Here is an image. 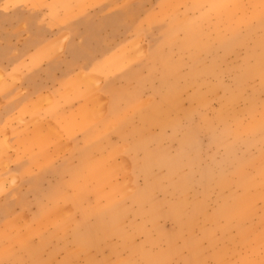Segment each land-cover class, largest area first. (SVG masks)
<instances>
[{
	"label": "rangeland",
	"instance_id": "1",
	"mask_svg": "<svg viewBox=\"0 0 264 264\" xmlns=\"http://www.w3.org/2000/svg\"><path fill=\"white\" fill-rule=\"evenodd\" d=\"M6 45L0 264H264V0H0Z\"/></svg>",
	"mask_w": 264,
	"mask_h": 264
},
{
	"label": "crops",
	"instance_id": "2",
	"mask_svg": "<svg viewBox=\"0 0 264 264\" xmlns=\"http://www.w3.org/2000/svg\"><path fill=\"white\" fill-rule=\"evenodd\" d=\"M36 37V36H35ZM31 38L29 41H28V43H27V45L28 46H32L33 48H34V53L37 51V50H39L40 49V51L41 52H43V51H47V52H45V54H52V52L53 51H55V46H58L59 45V43H60V41H61V39H62V37L61 38H59L56 42H54V43H52L51 45H52V52H51V50H49V48H46V49H42V47H43V45H44V43H35V41H44V39L42 38V36L40 37V38ZM45 42V41H44ZM13 50V48L10 46V45H6L5 47H1L0 46V58H5V57H7L9 54H10V52ZM57 51H58V48H57ZM9 58H11V57H9ZM0 62H1V60H0ZM1 64V63H0ZM54 64V63H53ZM0 71L2 72H5L6 73V71L4 70V69H2V68H0ZM13 74H19V73H16V72H11V73H7V75H8V77H9V75H13ZM20 75V74H19ZM27 78V80H30V78L28 77V76H26ZM64 84L66 83V79H64ZM6 84V83H5ZM52 103V102H51ZM51 103H43V100L41 99V97L37 100V102L35 103V105H34V103L32 102L31 103V107H33V108H35L36 107V109H40V108H43V107H45V106H47V105H49V104H51ZM83 109H84V105L82 106V108H81V110H79L80 111V115L82 114V112H83ZM52 110V111H51ZM47 111H49L51 114L52 113H54L53 112V109L50 107V109L49 110H47ZM66 113L67 112H65L64 113V117H67L66 116ZM19 116H22V115H19ZM18 116V117H19ZM46 116H50V117H52L51 115H46ZM18 117H17V119H18ZM54 120H57V121H60L59 119H57V118H59V117H57V118H55V117H52ZM37 119H40V120H42L41 118H37ZM43 121H46V120H43ZM41 125H39V126H37L36 127V137L38 136V132H39V129H41V127H40ZM14 140L16 141V142H19V139L17 138V136L16 135H14Z\"/></svg>",
	"mask_w": 264,
	"mask_h": 264
}]
</instances>
